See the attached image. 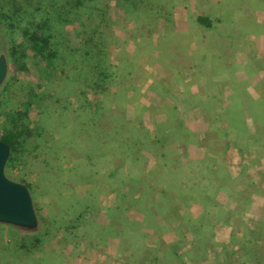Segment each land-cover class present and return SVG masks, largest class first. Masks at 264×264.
I'll return each mask as SVG.
<instances>
[{"label": "crops", "instance_id": "1", "mask_svg": "<svg viewBox=\"0 0 264 264\" xmlns=\"http://www.w3.org/2000/svg\"><path fill=\"white\" fill-rule=\"evenodd\" d=\"M200 3L169 0L166 16L148 10L134 40L108 56L115 70L110 94L122 95L109 118L116 119L115 133L118 125L130 126L131 136L104 137L100 144L101 152L115 142V165L101 173L114 172L118 197L105 206L107 224L99 225L109 227L117 213L137 224L112 223L119 234L106 230L103 239L84 234L87 247L78 258L68 243L62 250L55 243L47 252L58 264H137L146 252L143 264H261L264 113L253 119L246 109L253 99L264 111V0H214L207 10ZM116 14L126 22L123 7ZM197 15L207 16L211 27L198 24ZM237 113L245 130L237 127ZM144 130L147 136L135 134ZM137 144L148 147L139 152Z\"/></svg>", "mask_w": 264, "mask_h": 264}, {"label": "rangeland", "instance_id": "2", "mask_svg": "<svg viewBox=\"0 0 264 264\" xmlns=\"http://www.w3.org/2000/svg\"><path fill=\"white\" fill-rule=\"evenodd\" d=\"M33 1L28 5L22 3V8L27 7L29 10L38 8L36 13L43 16L53 7L50 5L56 6L67 2L68 6L72 7V15L75 17H71L67 23L55 22L53 17L54 21L49 22L56 39L62 41L63 48H60L61 52L53 72L47 73L48 75L45 73L43 62L29 49L24 51V57L13 59L10 55L9 34L2 24L0 26V52L5 53L8 61L7 75L0 86V129L10 124L8 118L13 111L26 110L27 115L22 121L32 133L16 153L15 160L8 166L5 165V173L8 177L29 186L38 224L44 220L46 228L50 223H55L53 219L59 221L63 219V224L58 226L59 228L49 229L50 231L46 233L47 240L37 246L40 250L29 253L23 248L22 243L30 245V239L37 234L36 228L29 230L14 228L10 224H0V264H35L36 258L43 252L51 250L55 243L61 250L68 243L69 247L75 248L72 256L76 253L78 258L83 248L87 247L84 234L96 237L101 230L100 222L107 224V217L104 216L107 210L105 206L109 202L113 205V199H116L118 194L113 191L116 179L109 175L105 178L101 172L115 165L113 155L118 152L115 153V142L105 143L104 145L109 148L103 146L101 149L104 151L101 152L100 144L108 141L104 137L131 136L127 133L131 127L122 128L118 125L120 134L115 133L116 119L109 117L110 112L119 110L114 104L120 103L122 95L110 94L114 88V78L110 77L111 75L100 81L97 86L94 83L96 75L93 72L100 69V61L99 66H96L100 55L106 56L109 62V55L111 57L121 54L120 51L116 54L115 48L118 45L122 46L123 42L134 40V36L131 35L137 32L136 25L141 22L139 20L149 18V14H145L148 10L155 13L162 11L166 16V5L169 0ZM76 1L80 3L76 4ZM170 1L190 3V0ZM212 1L214 0H201L198 6L202 5L201 7L207 10ZM19 4L14 0H0V7L6 10L18 8ZM120 7L125 9L126 22L117 17L116 11ZM129 21L132 22L133 28H130ZM13 61H16L15 65ZM129 68L123 67V71H130ZM113 71L115 70L110 65L107 73ZM130 78V74L124 76L122 85L127 86ZM122 85L115 89H124ZM103 112L106 118L102 117ZM108 131H111V134ZM135 134L147 136L148 132L144 130L143 133L138 131ZM122 141V145L130 143ZM147 147L148 144L145 146L137 144L134 150L140 152L142 148ZM87 153L93 154L88 156ZM109 155H112L110 159ZM142 178L147 179L148 176L143 175ZM101 183H106V186H101ZM86 194H89V197ZM85 197L89 200H85L84 204L78 203L84 202ZM96 209H100L101 212L98 213ZM80 210L82 219L75 221V212ZM142 215L143 213L139 216L140 219L143 218ZM112 225L109 221L108 226ZM112 229L118 231L115 226ZM60 236H64L65 239L56 238ZM129 244L130 241L124 243ZM145 257L149 258V252L138 254L135 262L143 264ZM261 264H264V257Z\"/></svg>", "mask_w": 264, "mask_h": 264}, {"label": "trees", "instance_id": "3", "mask_svg": "<svg viewBox=\"0 0 264 264\" xmlns=\"http://www.w3.org/2000/svg\"><path fill=\"white\" fill-rule=\"evenodd\" d=\"M14 2L20 3L18 5L19 6L18 8H14L13 10H6V9H3V7H0V26L2 24L5 27V30L9 34V39L11 41L10 55L13 57V59L15 58L16 60V58L18 57H24L25 55L24 51H26V49H29L40 58L41 62H43L44 67H45V73L51 74L53 72V69L55 68V65L57 64V59L61 52L60 48H63V47H62V41H59L56 39L55 33L52 31L49 25V22L50 20L54 19L55 22H58V23L60 22L67 23L69 19H71V17L73 18L75 17L74 15H72L73 13V9H71L72 7L70 8L67 2L59 3L56 6L50 5V7L51 6L53 7L49 9V11H47V14L45 13L42 16V14L36 13L38 8L37 9L35 8V10H29L27 9V7L22 8L21 6L22 3L28 5L29 3L34 2L33 0H14ZM77 3L79 4L80 2L76 1V4ZM196 22L208 28L211 27L212 25L211 20L207 16H204V15H197ZM19 38H20V41H18ZM65 48L70 49L67 46H65ZM99 61H100V66L98 64ZM15 63L16 61H13L14 65ZM110 65L111 64L107 61L106 56L104 57V55H100L97 61V65H96V66H99L100 69H95V71L93 72V74L96 75V79L94 83L97 86H99L100 81H103L106 78H108V76H110V74L107 73V68ZM253 101H254L253 99H248L249 105L246 111H247V114L251 118L255 119L260 114H263L264 111H260L259 110L260 107L257 108L259 105H253L252 104ZM260 102L261 100L259 101V104ZM230 113H232V111H230L229 114ZM26 115H27L26 110L13 111L12 114L8 118L11 121L10 124L0 129V140L6 142L10 147V153H9V156L6 162V166L11 164V162L15 160L16 153L20 151L21 147L26 141V138L31 137L32 135L29 128L26 125H24L22 121V119H24ZM241 120L242 118L237 113L236 114L237 127L239 130L240 129L245 130V127L243 123H241ZM261 121L264 122V115ZM108 133L111 134V131H108ZM109 175L110 176L114 175V172L110 173ZM25 185L29 188L27 184ZM144 192L146 194L147 191H144ZM76 200L80 201V199L78 198H76ZM78 203L83 204V202H78ZM136 206L139 207L141 210H144V211L148 210V208L143 207L141 204H138ZM123 215L124 213H117V215L112 214L109 216V219L110 221H112L113 224L119 221L122 225L126 226L128 229H132L133 225H135L136 222L131 223V219H129L125 214V216L127 217V223H126L125 220L123 219ZM74 218H75L74 219L75 221L76 220L79 221L80 219H82L81 210L79 212H75ZM53 222L55 223H50L49 225L47 224L48 227L46 228H44L46 225L45 221L43 220L42 223L40 222L35 229V232L37 234H35V236L33 235V237L30 239L31 240L29 242L30 245L28 244L25 245V243H22V245L24 246L23 248L26 250L27 253L40 250L37 248V246L42 245L47 240L48 237L46 236V233L50 231L49 229L51 228H54V227L59 228L58 226H61L63 224V219L60 221L58 219H53ZM13 227L19 228L16 226H13ZM113 227L114 225H112V227L110 228L107 226L99 225V229L101 228V230H99L98 233L96 234V238L103 239L104 237H106L105 234L109 233V231H106V230H111L115 232V230L112 229ZM42 228L44 229L42 230ZM119 232L121 231L119 230ZM117 234H119L118 231H117ZM48 258L50 259L48 260ZM51 258L52 256L50 255V253L43 252V254L40 257L36 258L34 263L35 264H47L48 262L49 264H58V261L56 260L55 256H53L52 259ZM53 260H55L56 262H54Z\"/></svg>", "mask_w": 264, "mask_h": 264}, {"label": "water", "instance_id": "4", "mask_svg": "<svg viewBox=\"0 0 264 264\" xmlns=\"http://www.w3.org/2000/svg\"><path fill=\"white\" fill-rule=\"evenodd\" d=\"M8 71V61L0 52V86ZM10 153L9 145L0 140V223L24 229H35L38 218L30 189L22 182L8 177L5 165Z\"/></svg>", "mask_w": 264, "mask_h": 264}]
</instances>
